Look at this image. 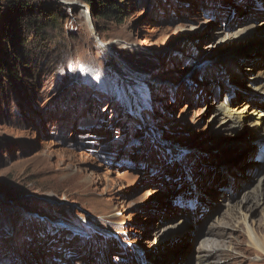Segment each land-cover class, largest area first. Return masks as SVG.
<instances>
[{
    "label": "rangeland",
    "instance_id": "rangeland-1",
    "mask_svg": "<svg viewBox=\"0 0 264 264\" xmlns=\"http://www.w3.org/2000/svg\"><path fill=\"white\" fill-rule=\"evenodd\" d=\"M30 1L62 32L47 47L19 32L30 75L0 73V264H264L243 222L264 246V200L249 196L264 162L239 149L257 148L264 123L236 133L212 119L225 96L264 107L243 90L264 83L259 29L233 37L261 27L264 0H116L120 23L81 0Z\"/></svg>",
    "mask_w": 264,
    "mask_h": 264
},
{
    "label": "trees",
    "instance_id": "trees-1",
    "mask_svg": "<svg viewBox=\"0 0 264 264\" xmlns=\"http://www.w3.org/2000/svg\"><path fill=\"white\" fill-rule=\"evenodd\" d=\"M81 1L90 6L92 10H98L101 18L121 22L123 11L116 0ZM30 2V0H4L5 7L0 4V24H2L0 25V36L6 44L3 49V58L0 61V73L6 72L9 84L10 81H17L21 76L23 77L24 72L30 75L28 71L32 69L30 61L33 55V51L27 49V45L30 44L28 39L30 32L35 34V40L32 43L34 46L46 47L54 44L55 41L59 42L58 39L62 32L57 16L52 15L44 19L34 17ZM19 32L28 34L22 35ZM9 40L11 44L8 43Z\"/></svg>",
    "mask_w": 264,
    "mask_h": 264
},
{
    "label": "bare ground",
    "instance_id": "bare-ground-1",
    "mask_svg": "<svg viewBox=\"0 0 264 264\" xmlns=\"http://www.w3.org/2000/svg\"><path fill=\"white\" fill-rule=\"evenodd\" d=\"M261 12L264 13V4L261 6ZM261 12H257L259 14H257V16H261L263 14H261ZM255 23L250 24V26H248L246 29H240L238 30L235 35H233V37H241L243 36L247 31L249 30H255L256 28L259 29V32H261V29L264 28L263 22L260 23V26L263 27H255L254 25ZM258 26V25H256ZM256 29V30H257ZM256 33L255 35H253V37H251V45L254 46V42L258 41L260 42L259 45L264 46V37L262 36L261 33ZM249 33V32H248ZM255 33V32H254ZM260 34V35H259ZM226 37V35L223 34H218V36L215 39V45L219 42H221L224 38ZM248 42V41H245ZM248 44V43H247ZM256 49H254L255 51ZM253 62V63H252ZM251 62V67L250 69L248 68L247 71V75L248 72L249 74H253V72L257 69L255 68L256 66L252 65L254 64L256 61L252 60ZM204 64H206L205 61H202L201 63H199V65L202 67ZM233 62L231 63L232 66ZM222 66V65H221ZM234 67V66H232ZM225 70V68L222 66L220 67V71H219V75H223V70ZM208 69H203V75L207 76L209 74V72L207 71ZM227 70H225L226 72ZM225 75V74H224ZM249 76V75H248ZM256 77H262L264 78V71L260 70V71H256ZM246 85H248V83H246ZM246 85H244L243 90L244 91H249L251 92V94L253 95V97L256 99H261V104L264 105V83L260 84H253L255 86L251 87H245ZM263 91V92H262ZM219 96L217 97L218 100ZM254 103V104H253ZM230 105V99L229 97L225 96L224 97V102L223 99L219 102V104L216 106V110L214 111V113L212 114V119L219 125V127H228L230 129H234V132H239L240 131V127H244V125H249L251 128L254 127L253 130H249L247 127L244 128L245 132H249V133H253L254 130H259L258 127L262 126L264 123V107H260L259 104H255V102H252L251 100H244L243 103L239 104L238 106L231 108L229 107ZM262 133H264V128ZM216 132V131H215ZM240 150H242V154L244 156V159L246 160V162H250L251 161V167L257 166L259 165L256 161H255V156L257 155V148L251 149H245L243 147L239 148ZM238 150V149H236ZM235 150V151H236ZM237 152V151H236ZM257 168V167H256ZM253 178H257V175L253 176ZM257 186L254 187L255 189H253V191L251 192V194H249L250 197L256 199V203L259 202L258 199H262L264 200V175H261L258 179H257ZM232 189L234 191H238V187L235 186L234 184L232 185ZM244 197V199L240 202V205L242 204H247L249 201L250 197ZM231 199V198H229ZM251 199V198H250ZM232 200V199H231ZM258 206V205H257ZM240 207L238 208V210L240 211ZM246 219L245 216L243 217V222L245 223L247 232H248V240L250 241L249 244L251 243L252 246L260 251V253H264V246L263 243L259 242L256 240L253 232H251L250 228L248 227V225H246ZM218 225V224H217ZM217 228V227H216ZM169 229H175L174 226H170L167 228V230ZM171 232V231H170ZM169 232V233H170ZM175 232V231H174ZM213 235H218L220 236L221 234H217L215 233V231L212 233ZM210 241V240H209ZM206 244V241L204 242V245ZM206 252H214L213 250L208 249ZM210 257V255L208 254H201L196 258V263L195 264H207V258Z\"/></svg>",
    "mask_w": 264,
    "mask_h": 264
},
{
    "label": "water",
    "instance_id": "water-1",
    "mask_svg": "<svg viewBox=\"0 0 264 264\" xmlns=\"http://www.w3.org/2000/svg\"><path fill=\"white\" fill-rule=\"evenodd\" d=\"M175 43H172L170 46H169V49L174 45ZM259 47V44H255L252 49H257ZM248 50H244L243 52H247ZM235 54H240V51H237ZM234 54H231V53H226V54H223L220 58H219V62H223L224 60L228 59L230 56H232ZM199 63V62H198ZM201 69V66L199 64H196L192 70L188 71L186 73V75L184 76L183 79H181V81L177 82L176 83V86H178L180 83L186 81L187 79H189L191 77V75H193L194 73L198 72L199 70ZM244 132L242 133V136H243ZM241 136V137H242ZM237 139H232V140H222L220 141L219 144H217L216 146H214L213 150L214 151H217L219 149H222V148H225V147H229L230 145L236 143ZM204 143H207L206 141ZM203 145H197L195 147H193L192 149H196V150H202ZM178 149H183L182 146H179ZM0 193H4V190L3 189H0Z\"/></svg>",
    "mask_w": 264,
    "mask_h": 264
}]
</instances>
